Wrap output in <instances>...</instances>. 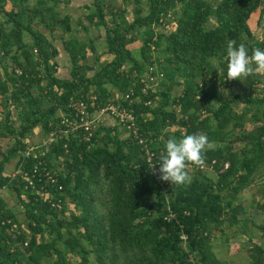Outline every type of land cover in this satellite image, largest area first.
<instances>
[{
    "label": "trees",
    "instance_id": "16d2710c",
    "mask_svg": "<svg viewBox=\"0 0 264 264\" xmlns=\"http://www.w3.org/2000/svg\"><path fill=\"white\" fill-rule=\"evenodd\" d=\"M60 1L0 0V63L8 60L0 73V141L14 138L11 147H0V264H88L91 253L97 264H234L212 250L211 229L228 221L247 231L242 222L247 215L238 218L247 206L236 200L264 176V74L244 79V87L229 95L217 80L228 86L238 80L227 79L229 40L244 44L249 55L253 48L264 49V35L258 39L248 22L261 0H92L85 16L105 28L106 45L97 51L89 36L86 42L76 35L63 39L69 77L56 74L58 48L39 27L72 30L70 14H60ZM162 25L168 31L153 30ZM261 28L264 32V24ZM138 40L140 58L131 48ZM86 48L98 65L91 75L82 69L89 64L83 62ZM104 53L110 58L101 60ZM91 92L100 105L113 100L132 109L138 135L157 154L154 161L169 137L206 134L212 146L204 166L189 164L192 179L185 185L159 182L138 137L110 116L119 129L101 120L89 138L79 126L44 146L36 172L47 171L54 181L42 175L34 180L42 178L38 186L44 184L49 197L25 187L21 173L31 172L38 159L24 149L65 128L60 119L73 111L68 103ZM35 127L42 134L31 139ZM14 156L13 169L6 171ZM154 165L158 169L160 163ZM4 189L23 206L26 227L8 206ZM258 190L263 201L257 206L264 210V180ZM69 202L73 209L66 212ZM255 227L264 238V222ZM251 248L248 264H264V243Z\"/></svg>",
    "mask_w": 264,
    "mask_h": 264
},
{
    "label": "rangeland",
    "instance_id": "374dc122",
    "mask_svg": "<svg viewBox=\"0 0 264 264\" xmlns=\"http://www.w3.org/2000/svg\"><path fill=\"white\" fill-rule=\"evenodd\" d=\"M92 0H61L58 4V7L60 9V14H64L65 12L69 13L71 16V23H72V30L71 31H63L61 28L55 29L52 32L48 30L43 25H39L41 30L48 36L49 39L56 45L58 48V55L54 57V59L57 62L56 67V74L60 77H69L70 76V68H71V61L69 58V54L67 50L64 47L63 39L69 37V36H77L83 41H87L88 36L91 37L94 41V44L96 45L97 51H102L106 45L105 41V28L102 25H95L94 23L90 22L88 18L85 16L88 11V4ZM113 2H120V0H112ZM216 1V0H214ZM146 2L143 3L144 10L143 12H146ZM132 6L133 3L127 4L128 11L126 12V15L129 19L132 18L133 12H132ZM262 10V12H261ZM261 12V20L260 23L257 25V18L259 16V13ZM170 16V15H169ZM82 21L84 24L88 26L87 30L84 29L78 22ZM248 22L251 25V28L253 32L255 33L256 37L260 39L262 35H264L263 29L261 28L264 24V1L261 0L259 7L251 14ZM214 23V19L211 18L209 21V25H212ZM153 30L155 32L159 30L168 31V27L166 25L162 26H154ZM139 45L140 41L134 42L131 44V48L133 50V54L140 58V52H139ZM88 57L83 60V62L88 61V65H84L82 69H84L85 73L87 75L93 74L95 69L98 67L97 64L93 63V54L92 51L89 48H86ZM154 54H156V50L154 49ZM104 58H110L109 54L104 53L101 56V60ZM252 78V75L249 76V78ZM219 88H221L226 94L229 95V91L234 90L238 91L241 90L244 86V81L242 80H234V84L232 83L230 86L224 85L220 80H217ZM180 87L173 90L174 93H179ZM115 95V94H114ZM112 97H116L113 96ZM236 109L242 108V103H237L234 105ZM0 116H2L0 114ZM11 118L16 119L17 113L15 110H13L11 114ZM102 120H106L109 124H115V121L108 115L103 114ZM246 127H251L252 122H246ZM118 127V125H117ZM175 126H169L166 129H164V135L167 136L172 129H174ZM119 129V127H118ZM120 131V135L124 136L125 134ZM237 131V129L235 130ZM42 134V130L40 127H35L32 129L31 139H36L37 137H40ZM232 134V133H231ZM14 144V138L12 136L6 137V139L0 141V147L3 150L7 149L8 147H11ZM235 145L240 146V141L236 142ZM1 151V150H0ZM17 156L12 157L9 162L5 165L6 171H11L15 165ZM264 176H259L258 179L254 180L249 186L245 187L240 193H238V198L236 200L241 202L243 205H246V212L245 213H239L238 218H241L242 216L247 215L244 220H242L244 226L246 227L247 231L242 232L243 230L240 227L239 224H232L229 225L228 221H225V224L223 225V228H213L211 229V243H212V250L214 253L226 260L227 262H232L234 264H248L249 260V253L251 251V247L254 243H264V238L259 237V231L255 227V224H260L264 222V210H261L259 206H257V203H261L263 201V197L259 193L258 188L261 187V184L263 183ZM2 195L5 197L8 206H10L14 212H16V215L21 222V225L26 227L25 222V214L23 210V206L21 203L16 199L14 193L11 192L10 189H4L2 191ZM69 205H72L71 202L68 203ZM251 234L252 236H250ZM86 244V243H85ZM195 258L197 259V262H200L199 255L195 254ZM77 258L75 257V260ZM88 264H97L95 257L93 253L89 256V262Z\"/></svg>",
    "mask_w": 264,
    "mask_h": 264
},
{
    "label": "built area",
    "instance_id": "2783aa9c",
    "mask_svg": "<svg viewBox=\"0 0 264 264\" xmlns=\"http://www.w3.org/2000/svg\"><path fill=\"white\" fill-rule=\"evenodd\" d=\"M152 67L149 66V71H151ZM16 72H20V69L15 67ZM147 74L146 79L149 81L153 80V76L149 73ZM143 90L145 88L143 87ZM119 93H115L113 99H118ZM97 96L98 94L96 92H91L90 94H87L86 96H81L79 98H76L68 103V106L73 109V111H69L68 113H61V123L65 125V128H58L59 130H51L48 134L45 136H42L39 139L38 144L37 143H30L25 149H24V155H29L30 153H34V157L37 158V163H35L33 169L31 172L23 171L21 173L22 179L26 180L25 187H31L33 189L36 188V193H39L42 197H49V190L44 187V184L41 185L38 182L42 180V178H37V181L34 180L35 175L37 176V168L38 165L43 162L42 159L39 157L42 155H45L46 153V147L49 145L50 142L55 141L59 136L61 135H69L70 132H74L77 127H83L84 130L87 133V138L90 137L92 131L97 127V125L102 120L103 114H108L109 116H113L116 118L124 127L126 134L133 133L136 137H138V141L142 143L143 150H144V156L146 160L152 165V164H159V160L154 161V156H157L155 151L147 146V143L145 142L144 138L140 137L137 132V125L135 123V117L133 114V111L131 108L126 106H120L119 104L115 103L113 100H109L105 102L104 104L100 105L97 103ZM129 97V93L124 94L122 99H126ZM156 162V163H155ZM190 166V165H189ZM204 164L200 165V167H203ZM156 168V167H155ZM15 171L13 172L14 175ZM39 175H42V177H48L51 181H54V178L51 174H49L47 171L44 173H41ZM38 175V176H39ZM157 180L161 183H166V181H161L158 179V175L154 174ZM16 179V178H15ZM60 187V186H59ZM54 204V203H53ZM69 209H73V205L67 206L66 212L69 211ZM15 227V224H14ZM26 244V241L23 243Z\"/></svg>",
    "mask_w": 264,
    "mask_h": 264
},
{
    "label": "clouds",
    "instance_id": "9594fccd",
    "mask_svg": "<svg viewBox=\"0 0 264 264\" xmlns=\"http://www.w3.org/2000/svg\"><path fill=\"white\" fill-rule=\"evenodd\" d=\"M226 53L228 80L244 81L253 74H264V49L253 48L249 55L244 44L237 45L235 40H229ZM211 146L207 135L201 132L185 134L180 138L171 136L164 141V150L159 155V168L152 164L151 169L161 181L177 186L185 185L192 179L188 165H202L204 153Z\"/></svg>",
    "mask_w": 264,
    "mask_h": 264
},
{
    "label": "crops",
    "instance_id": "0c3cea01",
    "mask_svg": "<svg viewBox=\"0 0 264 264\" xmlns=\"http://www.w3.org/2000/svg\"><path fill=\"white\" fill-rule=\"evenodd\" d=\"M250 24V23H249ZM251 26V25H250ZM8 63V60L7 61H4V62H2V63H0V73H2L3 71H2V69H3V65L5 64V63Z\"/></svg>",
    "mask_w": 264,
    "mask_h": 264
}]
</instances>
